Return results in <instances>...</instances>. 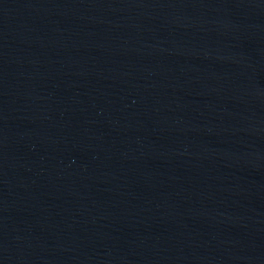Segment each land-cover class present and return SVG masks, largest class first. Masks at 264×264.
<instances>
[{"label":"water","instance_id":"1","mask_svg":"<svg viewBox=\"0 0 264 264\" xmlns=\"http://www.w3.org/2000/svg\"><path fill=\"white\" fill-rule=\"evenodd\" d=\"M0 264H264V0H0Z\"/></svg>","mask_w":264,"mask_h":264}]
</instances>
